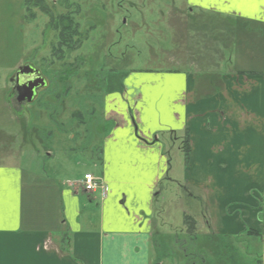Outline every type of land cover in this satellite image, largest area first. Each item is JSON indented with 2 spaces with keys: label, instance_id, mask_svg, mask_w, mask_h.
I'll return each instance as SVG.
<instances>
[{
  "label": "crops",
  "instance_id": "1",
  "mask_svg": "<svg viewBox=\"0 0 264 264\" xmlns=\"http://www.w3.org/2000/svg\"><path fill=\"white\" fill-rule=\"evenodd\" d=\"M187 3L208 13L198 14L192 50L177 53V69L138 76L132 103L119 91L109 96L118 99L107 104L115 124L92 166L78 162L85 173L44 188L35 157L24 167L0 156V264H186L177 235L160 260L153 222L177 137L190 148L177 177L204 204L207 253L234 241L240 259L264 264V0ZM89 173L106 195L83 191ZM191 237L204 260L207 246ZM223 253L216 263H229Z\"/></svg>",
  "mask_w": 264,
  "mask_h": 264
},
{
  "label": "rangeland",
  "instance_id": "2",
  "mask_svg": "<svg viewBox=\"0 0 264 264\" xmlns=\"http://www.w3.org/2000/svg\"><path fill=\"white\" fill-rule=\"evenodd\" d=\"M198 14L208 13L193 10L187 0H0L1 162L24 166L35 157L36 182L44 188L85 173L78 162L92 166L91 155L100 152L115 124L107 104H118V99L109 96L119 91L132 103L140 94L138 76L177 69L171 63L177 53L183 46L191 49L199 37H194L202 21ZM64 24H72L68 44L62 43ZM26 62L34 63L48 82L30 104L19 102L17 95L10 98L16 86L11 79ZM184 149L182 138L169 141L174 172L158 187L154 204L153 222L163 235L160 260L172 254L177 235L186 264H218L223 252L228 264H252L240 259L234 241L218 243L213 255L207 253L211 244L203 239L204 204L200 197L192 200L177 177ZM193 231L201 238L198 249L207 246L200 249L204 260Z\"/></svg>",
  "mask_w": 264,
  "mask_h": 264
},
{
  "label": "water",
  "instance_id": "3",
  "mask_svg": "<svg viewBox=\"0 0 264 264\" xmlns=\"http://www.w3.org/2000/svg\"><path fill=\"white\" fill-rule=\"evenodd\" d=\"M11 82L17 84V89H19V87H23L24 89L29 90L30 95L28 103H33L35 101V98L37 97L36 89L38 87L46 88L48 86V82L41 71L34 67L31 63H27L18 68L11 79ZM10 98H12V96ZM23 101H25L24 98L19 99V102Z\"/></svg>",
  "mask_w": 264,
  "mask_h": 264
},
{
  "label": "built area",
  "instance_id": "4",
  "mask_svg": "<svg viewBox=\"0 0 264 264\" xmlns=\"http://www.w3.org/2000/svg\"><path fill=\"white\" fill-rule=\"evenodd\" d=\"M80 185L84 192L94 193L97 189L102 188L103 195H106L108 192V187L104 186L93 174H85L80 181Z\"/></svg>",
  "mask_w": 264,
  "mask_h": 264
},
{
  "label": "flooded vegetation",
  "instance_id": "5",
  "mask_svg": "<svg viewBox=\"0 0 264 264\" xmlns=\"http://www.w3.org/2000/svg\"><path fill=\"white\" fill-rule=\"evenodd\" d=\"M27 63H31L34 67H35V65H34V63H32V62H26V63H24L23 65H25V64H27ZM37 69H39L38 67H36ZM40 70V69H39ZM41 71V70H40ZM42 73V72H41ZM43 74V73H42ZM44 76V75H43ZM45 77V76H44ZM16 84V83H15ZM15 88H16V90H15ZM43 90H45V88L44 87H38L37 89H36V92H37V97L35 98V100L39 97V95L41 94V92L43 91ZM15 95H17V97H16V99L19 101V99L20 98H24L25 99V101H23V102H21V103H28V98H29V95H30V92H29V90H26V89H24L23 87H19V89H17V84H16V86L14 87V88H12V90H11V92H10V97L12 96V98H13V96H15ZM28 104H30V103H28Z\"/></svg>",
  "mask_w": 264,
  "mask_h": 264
},
{
  "label": "trees",
  "instance_id": "6",
  "mask_svg": "<svg viewBox=\"0 0 264 264\" xmlns=\"http://www.w3.org/2000/svg\"><path fill=\"white\" fill-rule=\"evenodd\" d=\"M63 29H64V34L62 36V43L68 44L69 43L68 41H71L72 40V36H73L72 32H71L72 24L71 25H69V24L65 25L64 24L63 25ZM65 33H68V36L65 37ZM189 151H190L189 144H188V141H186L185 142V154H186V156L188 155ZM185 221H186V216H185ZM185 224H186V222H185ZM194 234H195V232L192 233L191 236H194Z\"/></svg>",
  "mask_w": 264,
  "mask_h": 264
}]
</instances>
